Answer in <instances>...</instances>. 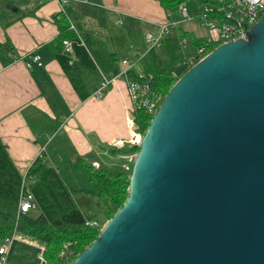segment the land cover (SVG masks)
I'll use <instances>...</instances> for the list:
<instances>
[{
    "label": "water",
    "instance_id": "water-1",
    "mask_svg": "<svg viewBox=\"0 0 264 264\" xmlns=\"http://www.w3.org/2000/svg\"><path fill=\"white\" fill-rule=\"evenodd\" d=\"M70 264H264V18L172 86L126 202Z\"/></svg>",
    "mask_w": 264,
    "mask_h": 264
},
{
    "label": "trees",
    "instance_id": "trees-1",
    "mask_svg": "<svg viewBox=\"0 0 264 264\" xmlns=\"http://www.w3.org/2000/svg\"><path fill=\"white\" fill-rule=\"evenodd\" d=\"M158 1L169 11L187 0ZM197 1L201 4L206 2ZM109 13L102 4L95 1L82 3L70 0L65 12L54 17L60 32L50 44L55 58L80 99L86 100L101 86V73L109 78L118 75L120 59L124 57L125 50L133 46L138 54L136 61L131 60L142 64L143 74L151 79V91L161 96V104L172 86L199 61L196 59L189 62V57H186L181 46V39L189 35L193 37L194 48L199 46L201 39L178 28L164 38L161 46L149 49L144 38L149 27L130 17L122 20L121 16V23L116 25V21H111ZM78 15L98 20L99 27L109 32L110 42H105L94 29L85 30ZM71 22L77 27L85 45L70 29ZM108 22L110 26L107 25ZM67 39L74 44L72 55L64 51L63 41ZM214 47L216 46L210 48L213 50ZM153 116L148 114L146 108L138 109L135 113L138 131L145 134ZM138 150L139 146L125 145L112 150V153L127 155L137 153ZM76 165L86 171L95 190L69 188L60 171L46 162L43 153L28 169V176L34 179L28 184V189L33 194L35 207L28 213L18 215L23 173L18 170L0 138V239L4 241L16 232L30 240L14 241L8 254V264H41L40 247L45 248L44 258L49 264H70L88 248L98 238L101 228L88 224L77 200L82 193L93 194L103 203L106 221L112 219L122 208L129 196L132 170L127 173L106 166L95 168L81 159H78ZM68 242L73 244L76 253L70 261L60 259L63 246Z\"/></svg>",
    "mask_w": 264,
    "mask_h": 264
},
{
    "label": "crops",
    "instance_id": "crops-1",
    "mask_svg": "<svg viewBox=\"0 0 264 264\" xmlns=\"http://www.w3.org/2000/svg\"><path fill=\"white\" fill-rule=\"evenodd\" d=\"M89 1L102 4L116 25L122 13L137 16L126 0H119V8L117 0ZM60 9L57 0H0V138L21 173L43 153L61 175L78 169V159L95 168L119 171L116 158L124 160L125 155L112 150L125 146L132 131L126 82L117 79L102 100L92 96L80 99L50 45L60 33L54 21ZM167 11L165 14L154 4L153 12H160L155 20L139 17L148 20L145 24L155 31L166 20ZM78 20L85 30L94 29L110 42L109 32L99 27L98 20L83 15H78ZM30 52L42 56V67L28 68L21 60ZM188 54L186 57L192 51ZM16 237L30 241L18 233ZM2 243L0 240V246Z\"/></svg>",
    "mask_w": 264,
    "mask_h": 264
},
{
    "label": "built area",
    "instance_id": "built-area-1",
    "mask_svg": "<svg viewBox=\"0 0 264 264\" xmlns=\"http://www.w3.org/2000/svg\"><path fill=\"white\" fill-rule=\"evenodd\" d=\"M60 3V12L64 13L66 6L69 5L70 0H57ZM82 3H90L89 0H79ZM183 15L188 19V13L186 8L181 9ZM264 18V0H206L201 4V9L197 15V20L200 25L208 30V35L200 38L201 42L199 46L194 48L191 56L188 58L189 62H194L199 56L204 55L209 51V48L213 45L219 46L221 44L228 43L237 39H247L249 29ZM180 20L175 18L171 10L167 11L166 20L161 23L155 31H147L145 34V41L149 49L159 47L162 45L164 38H166L171 32L178 29ZM121 23V20H118ZM70 29L73 30L80 38L83 45L84 42L79 35V31L74 23H70ZM182 48L187 46V39L183 37L180 41ZM64 51L70 55L74 53V44L72 40L63 41ZM21 60L25 62L28 68H32L35 65L38 67L43 66L42 56L37 52H30L23 54ZM133 62L129 57H122L119 61V73L114 77H107L102 74L101 86L94 92L92 97L96 100H102L107 93V90L111 85L119 78L125 80L127 85V93L131 101V108L129 109L128 124L131 127V137L127 141L129 145L139 146L143 135L138 131V127L135 123V113L140 108H146L148 114L155 115L157 112L161 96L156 95L151 91L150 78H147L145 74L136 76L132 75ZM134 129V130H133ZM122 146V143H119ZM136 153H130L125 155V159L128 163L124 164L122 168L125 172H131ZM132 164V167L129 165ZM34 179L28 176V170L23 173V182L21 186V194L19 199L18 215L28 213L35 207V201L33 194L28 189V184L33 182ZM91 227L101 228V223L88 222ZM104 227V225H103ZM14 232L10 237L4 239L0 246V264H8V254L14 246V241L18 240ZM41 248L39 259L41 264H45L44 258L45 248ZM74 247L72 243H65L60 253V258L64 259L73 254Z\"/></svg>",
    "mask_w": 264,
    "mask_h": 264
},
{
    "label": "rangeland",
    "instance_id": "rangeland-1",
    "mask_svg": "<svg viewBox=\"0 0 264 264\" xmlns=\"http://www.w3.org/2000/svg\"><path fill=\"white\" fill-rule=\"evenodd\" d=\"M117 1L119 3V0H117ZM125 2H128L130 4L132 3L131 8L129 10L132 13L136 14L137 16L122 13V14H120L122 20L126 17H130V18H133L135 20L141 21V23H143L144 25H146V24L148 25L149 24V22H147L148 20L146 21L144 19H141L139 16H142V17L147 18V19L155 20L156 16H158L159 13L161 12V9H160L159 13L153 12L154 4L157 6V8H162L163 12L166 14V10L160 5L158 0H126ZM115 5H117V4L115 3ZM119 5H120V3L118 4V8H119ZM182 8L187 9L189 19H188V17L186 18L183 15V13L181 11ZM200 9H201V3L199 1L187 0L185 3L181 4L180 6L171 8V11L173 12L175 18L180 20V22L178 24V28H183V30H187V31L193 33L194 37H197V36L201 37L202 35H205V34L208 35L209 32L206 28L202 27L200 25V22H198V20H197V15L199 14ZM118 16H119V13H118ZM163 22H161V23H163ZM147 27H149V26H147ZM92 28H94V26H92ZM152 29L155 30L156 27L153 26ZM148 31H151V30H148ZM144 38H145V36H144ZM186 39H187V46L183 49L184 54H188V53H191V51L192 52L194 51L193 50V44H192L193 37H191L189 35L188 37H186ZM214 48H216V47H214ZM211 51H212V49L209 48V51L207 53H205L202 56H199L197 59L201 60L203 57H205ZM137 54L138 53L134 49L133 46L128 47L124 52V55H126L130 59H133V61L137 60ZM131 70H132V72H131L132 75H136V76L143 75V67L139 61L132 64ZM141 134L144 135L143 133H141ZM126 145H129V144H126ZM132 146H136V145H132ZM116 160H119V171H123L124 169L122 168V166L124 164L128 163V161L126 159L123 160L120 157L116 158ZM129 165L132 167L131 163H129ZM127 173H130V172H127ZM62 177L66 181L67 186L69 188L95 190L94 185L88 180V176L86 174V171L81 167L78 169H75L73 171H63ZM77 198H79L77 200H78L79 205H80L81 209L83 210L88 221H90V222H93V221L103 222L105 220V214H104V208H103L104 205L95 195H93V194L85 195L82 193L80 195V197H77ZM106 223L107 222L105 220L103 225H105ZM103 225H102V228H103ZM75 255H76V253H73V254H71V256H68V257L64 258L63 260L70 261ZM60 259H62V258H60ZM45 262H47V260ZM47 264H49V263L47 262Z\"/></svg>",
    "mask_w": 264,
    "mask_h": 264
}]
</instances>
